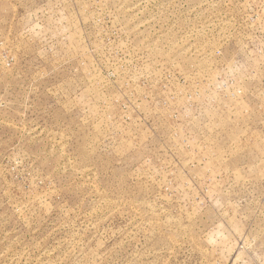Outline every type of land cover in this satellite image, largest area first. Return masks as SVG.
Masks as SVG:
<instances>
[{"label": "rangeland", "instance_id": "374dc122", "mask_svg": "<svg viewBox=\"0 0 264 264\" xmlns=\"http://www.w3.org/2000/svg\"><path fill=\"white\" fill-rule=\"evenodd\" d=\"M0 264H264V0H0Z\"/></svg>", "mask_w": 264, "mask_h": 264}]
</instances>
